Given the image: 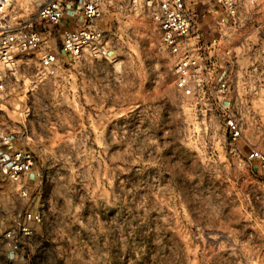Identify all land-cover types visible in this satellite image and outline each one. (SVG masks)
Masks as SVG:
<instances>
[{"label": "rangeland", "instance_id": "374dc122", "mask_svg": "<svg viewBox=\"0 0 264 264\" xmlns=\"http://www.w3.org/2000/svg\"><path fill=\"white\" fill-rule=\"evenodd\" d=\"M45 1L12 0L7 11L34 20L47 43L15 73L0 71V134L31 148L38 170L27 199L0 177V262L9 261L5 234L35 210L43 220L22 249L30 264H264V170L247 158L264 153V0L245 3L225 28L229 109L215 89L177 90L155 4L105 0L110 56L74 59L62 32L77 24L35 21ZM194 6L196 30L219 37L224 10ZM48 49L59 57L53 74L41 66ZM228 115L242 125L236 144Z\"/></svg>", "mask_w": 264, "mask_h": 264}, {"label": "built area", "instance_id": "2783aa9c", "mask_svg": "<svg viewBox=\"0 0 264 264\" xmlns=\"http://www.w3.org/2000/svg\"><path fill=\"white\" fill-rule=\"evenodd\" d=\"M105 0H47L39 8L35 21L61 27L65 20L77 24L76 28L62 32V51L69 57L107 58L112 51L103 27ZM199 0H148L155 4L153 18L159 24L161 44L173 62V73L177 90L187 96H205L213 89L220 93L229 109L230 66L232 47L228 43L227 26L237 24L240 10L245 3L254 4L256 0H212L223 10L219 18V37L205 40L204 34L196 30L201 13L194 6ZM12 0H0V71L11 73L18 69L19 58L24 54L42 49L47 43L45 32L34 26V20L14 22L15 17L8 14ZM51 33V31H47ZM59 63L58 53L45 50L41 66L53 74ZM1 78V76H0ZM4 87L0 83V88ZM226 127L232 143L243 136L239 119L228 115ZM248 160L258 161L264 170V153L252 149ZM37 156L31 148H19L14 135L0 134V177L8 187L20 197L30 198L35 188L34 179ZM40 211L26 210L24 222L19 228L5 234L10 249L6 254L9 261L0 264H30L22 253L25 238L33 233L32 224L42 222ZM21 255V256H20Z\"/></svg>", "mask_w": 264, "mask_h": 264}]
</instances>
